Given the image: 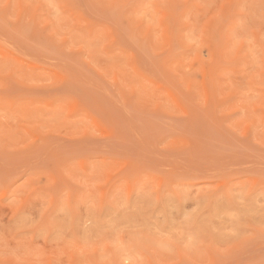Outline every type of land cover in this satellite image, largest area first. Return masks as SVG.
<instances>
[{"label": "rangeland", "instance_id": "rangeland-1", "mask_svg": "<svg viewBox=\"0 0 264 264\" xmlns=\"http://www.w3.org/2000/svg\"><path fill=\"white\" fill-rule=\"evenodd\" d=\"M0 264H264V0H0Z\"/></svg>", "mask_w": 264, "mask_h": 264}]
</instances>
